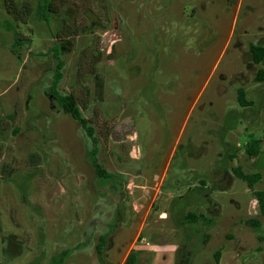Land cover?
<instances>
[{
    "label": "rangeland",
    "instance_id": "1",
    "mask_svg": "<svg viewBox=\"0 0 264 264\" xmlns=\"http://www.w3.org/2000/svg\"><path fill=\"white\" fill-rule=\"evenodd\" d=\"M252 44L264 0H0V264H264ZM56 47V89L83 106L113 183L52 98ZM238 169L261 178L251 189Z\"/></svg>",
    "mask_w": 264,
    "mask_h": 264
},
{
    "label": "trees",
    "instance_id": "2",
    "mask_svg": "<svg viewBox=\"0 0 264 264\" xmlns=\"http://www.w3.org/2000/svg\"><path fill=\"white\" fill-rule=\"evenodd\" d=\"M7 6V12L15 16L16 10L13 4H6ZM62 46V45H61ZM63 48V47H61ZM249 51L251 53V60L258 64L261 62V60L264 58V48L260 45H250L249 46ZM61 50L59 47H56L54 50V59L55 61V66L53 69V74L51 77V83L49 86V90H53V99L57 102V104L60 106L61 110L64 113H67L71 116L72 119H74L81 129L83 130L85 136L89 139L90 144H91V150H90V165L93 167L94 173L96 177L104 179V180H111L113 183L116 178L113 179V176L111 175L110 172H108L97 160V152H98V141L97 138L94 134V127L88 123L86 118L83 116V113L81 111L80 105L77 103L76 98L73 96L72 93H60L57 91L56 87L59 83V81L62 79L63 73H62V68L64 66V61L61 58ZM94 80L95 84L97 87L96 90V95L100 99L101 95L103 93V87H104V80L102 76L95 72L94 74ZM254 80L257 82H264V69L263 68H258L254 74ZM237 99L240 105L245 106L249 104V101L245 99V92L244 90L240 87L237 89ZM260 140L259 139H251L246 142L245 144V152L249 156H255L259 153L260 151ZM236 175L245 181L249 188H253L254 184L261 178V175L259 172H253V173H244L241 170H236ZM111 178V179H110ZM109 182V181H108ZM259 206L260 212H264V191L260 189H253L252 190ZM189 219H193L194 217L191 214H188ZM247 223L254 228H258V221L256 219H249ZM105 240L104 237H100L98 239L97 244L95 245L96 247V252L98 256H103V250L105 247ZM61 254V253H60ZM58 254L55 258L57 260L51 261L50 264H59V260L62 258L60 257L61 255ZM133 258V254L129 252L126 256L125 261H128L129 259ZM218 258V251L216 252V259ZM104 264V263H103Z\"/></svg>",
    "mask_w": 264,
    "mask_h": 264
}]
</instances>
